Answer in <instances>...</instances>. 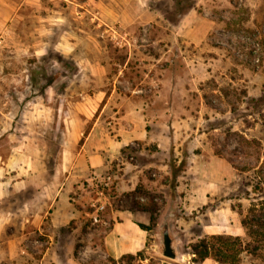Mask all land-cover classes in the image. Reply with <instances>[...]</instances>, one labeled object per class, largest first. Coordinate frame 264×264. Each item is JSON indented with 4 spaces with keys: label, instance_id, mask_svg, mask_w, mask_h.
Wrapping results in <instances>:
<instances>
[{
    "label": "rangeland",
    "instance_id": "obj_1",
    "mask_svg": "<svg viewBox=\"0 0 264 264\" xmlns=\"http://www.w3.org/2000/svg\"><path fill=\"white\" fill-rule=\"evenodd\" d=\"M75 1L81 6L70 5L53 18L58 25L46 32H35L33 20L27 23L22 33L30 47L25 54L17 49L10 57L3 42L6 34L0 31V153L6 155L11 145L25 146L37 165L52 170L61 164L67 144L70 103L87 106L85 98L101 90L132 103L137 96L133 92L141 90L139 96L152 105L147 128L151 141L133 142L122 151L124 165L116 162L98 173L116 177L107 192L108 206L153 202L161 208L145 262L194 264L192 245L223 234L245 241L241 264H264V0ZM184 22L192 30L181 31ZM188 38L200 46L188 47L183 43ZM34 42H41V49L32 47ZM181 50L189 56L186 63L179 57ZM37 51L43 55L36 57ZM192 68L196 73L187 78ZM163 91L170 100L165 110L157 101ZM182 92L187 111L181 109ZM51 101L58 106L57 127L38 133L36 105ZM87 133L82 132L76 146L84 144ZM108 133L115 135L110 127ZM121 177L127 187L118 191ZM77 190L71 199L77 198ZM166 215L177 239L178 261L160 256ZM84 222L70 226L71 233L77 231L72 257L94 263L84 251L100 253L110 226L94 225L90 214ZM40 240L42 247H29L15 260L0 250V264H67L66 254L46 255L47 238ZM205 264L218 263L209 259Z\"/></svg>",
    "mask_w": 264,
    "mask_h": 264
},
{
    "label": "crops",
    "instance_id": "obj_2",
    "mask_svg": "<svg viewBox=\"0 0 264 264\" xmlns=\"http://www.w3.org/2000/svg\"><path fill=\"white\" fill-rule=\"evenodd\" d=\"M70 5L81 6L75 0H0V31L6 34L3 42L9 49L8 55L14 57L17 49L25 54L24 48L30 47L22 33L27 23L33 20L36 24L35 32H46L52 29L53 25H58V22H53V18L58 19L60 14L66 13ZM188 27L191 30L193 28L184 22L180 30L186 32ZM40 43L34 42L31 46L41 49ZM183 43L188 47L200 46V42L189 38ZM42 44L44 45L43 42ZM180 52L182 53L179 57H182L186 63L189 59L186 50ZM41 53L37 51L35 56H42ZM18 54L20 56V52ZM197 54L199 52L196 51L195 56ZM195 71V68L189 70L186 73L187 78L190 76L193 78ZM26 77L25 75L23 79ZM133 93L137 96L132 103L124 100L120 102L121 96L118 93L112 91L108 95L102 90L94 97L89 95L85 98L88 102L87 106L85 103L76 106L70 103L67 109L71 112V117L70 121L69 118L66 121L68 135L65 136V142L67 144L63 149L61 164L52 170L45 164L37 165L36 157L28 152L25 146L11 145L6 155L0 153V250H3L2 253L6 254L10 260L25 255L29 247H42L44 243L40 240L41 236L47 238L45 254H66L67 264H99L101 259L105 262L118 261L125 255H136L148 250L149 234L140 225L148 226L151 215L135 205L124 207L113 200L111 201L114 204L109 202L106 218L110 228L104 236L102 251L100 253L94 249L84 251V255H90L89 259H93L94 263L87 262L83 256L80 259L72 257L76 254L77 231L74 230V233H71L69 230L71 224L83 225L85 217L91 215V212L85 211L86 208L88 209L87 196L80 193L79 198L71 199V193L76 187L78 192L81 190L82 184H79L82 180L87 179L93 171H106L116 162L124 165L122 151L130 147L133 142L151 141L147 128L148 111L152 105L139 96L141 90H135ZM168 93L163 91L161 94L167 97L166 101L163 97L157 100L162 104V110L170 107ZM182 95L181 109L187 111L188 104L184 98L186 92H182ZM36 107L40 110L38 117H43V113H46L41 119L35 116V126L41 129L38 133H43L42 129L46 127V134L49 130L52 132L58 124L56 120L58 106L51 101L49 104H38ZM75 109L82 113L83 118L75 113ZM97 112H99L98 117L92 118ZM109 127L115 135L111 136L108 133ZM86 129L88 133L84 144L81 147L76 146L80 137L83 136L82 132ZM104 129H107V132ZM120 171L125 169L122 168ZM125 175L124 172L122 177ZM131 176L130 174L128 177ZM133 176H135L134 179L138 177L135 174ZM122 177L116 184L118 191L127 187ZM160 215L161 213L156 216L157 223ZM167 216L163 218V222ZM168 217L171 222V217ZM61 231L67 233L66 237L59 236ZM141 264L150 263L144 261Z\"/></svg>",
    "mask_w": 264,
    "mask_h": 264
},
{
    "label": "trees",
    "instance_id": "obj_3",
    "mask_svg": "<svg viewBox=\"0 0 264 264\" xmlns=\"http://www.w3.org/2000/svg\"><path fill=\"white\" fill-rule=\"evenodd\" d=\"M135 207L142 211L148 212L151 215L150 226L140 225L147 231L149 237L154 234L156 228V216L161 208L153 202L147 206L134 203ZM247 250L245 241L240 237L230 235H213L200 239L192 245V255H194L193 263L202 264L208 259H213L218 264H241V255ZM146 260L144 252H139L136 255H125L118 261L108 260L110 264H141Z\"/></svg>",
    "mask_w": 264,
    "mask_h": 264
},
{
    "label": "built area",
    "instance_id": "obj_4",
    "mask_svg": "<svg viewBox=\"0 0 264 264\" xmlns=\"http://www.w3.org/2000/svg\"><path fill=\"white\" fill-rule=\"evenodd\" d=\"M254 62L257 67L260 66L261 56L259 54L258 46H254ZM116 177L111 174H102L94 172L88 177L87 183L81 185L80 193L88 197V208L91 209L92 222L96 226L106 227L109 222L106 218L108 207V195L115 183ZM80 193L76 197H80ZM94 195L95 197H92ZM76 198V199H77Z\"/></svg>",
    "mask_w": 264,
    "mask_h": 264
},
{
    "label": "water",
    "instance_id": "obj_5",
    "mask_svg": "<svg viewBox=\"0 0 264 264\" xmlns=\"http://www.w3.org/2000/svg\"><path fill=\"white\" fill-rule=\"evenodd\" d=\"M160 256L171 261H178L180 259L177 239L172 233L168 216L161 226Z\"/></svg>",
    "mask_w": 264,
    "mask_h": 264
}]
</instances>
